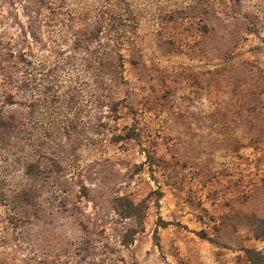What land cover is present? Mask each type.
Returning a JSON list of instances; mask_svg holds the SVG:
<instances>
[{
  "label": "rangeland",
  "instance_id": "obj_1",
  "mask_svg": "<svg viewBox=\"0 0 264 264\" xmlns=\"http://www.w3.org/2000/svg\"><path fill=\"white\" fill-rule=\"evenodd\" d=\"M248 235L264 0H0V264H201Z\"/></svg>",
  "mask_w": 264,
  "mask_h": 264
},
{
  "label": "crops",
  "instance_id": "obj_2",
  "mask_svg": "<svg viewBox=\"0 0 264 264\" xmlns=\"http://www.w3.org/2000/svg\"><path fill=\"white\" fill-rule=\"evenodd\" d=\"M240 242V241H239ZM238 242L231 241L230 244L236 245ZM212 248L218 249V246H214L211 243ZM239 245V244H238ZM240 245H244V247H256L258 249H262L264 252V237H252L246 236ZM243 255L244 259L239 258V254ZM201 264H220L222 261H226L228 264H239L237 259H241V264H251L248 260L246 252L244 248H233L231 251L224 253L222 255L218 254L217 251L214 250L213 253H206L201 255Z\"/></svg>",
  "mask_w": 264,
  "mask_h": 264
},
{
  "label": "trees",
  "instance_id": "obj_3",
  "mask_svg": "<svg viewBox=\"0 0 264 264\" xmlns=\"http://www.w3.org/2000/svg\"><path fill=\"white\" fill-rule=\"evenodd\" d=\"M201 236L213 240L207 233H201ZM244 250L251 264H264V252L262 250L256 247H244Z\"/></svg>",
  "mask_w": 264,
  "mask_h": 264
}]
</instances>
